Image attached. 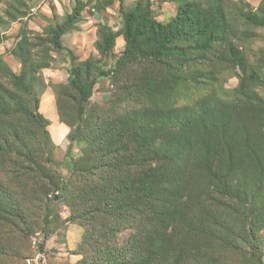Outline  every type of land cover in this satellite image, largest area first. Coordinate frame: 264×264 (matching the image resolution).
I'll list each match as a JSON object with an SVG mask.
<instances>
[{"label":"trees","instance_id":"trees-1","mask_svg":"<svg viewBox=\"0 0 264 264\" xmlns=\"http://www.w3.org/2000/svg\"><path fill=\"white\" fill-rule=\"evenodd\" d=\"M118 1L123 8L125 0ZM226 6L227 0H188L178 5L169 22L155 16L150 0L122 11L125 48L112 70L102 74L118 73L143 58L162 63L165 75L143 87L149 104L93 131L92 145L102 151L96 166L100 176L85 194L87 207L75 214L85 227L77 264H264L260 250L264 229L262 103L250 96L243 107L206 105L202 112L183 115L177 122L176 111L167 102L179 85L180 72L191 62L190 49L209 52L217 41L227 39L231 27ZM83 8L74 7L47 37L38 33L40 45L50 41L56 51L73 60L62 36ZM241 14L252 24L264 26V18ZM23 17L14 16L13 21ZM99 35L97 49L110 56L119 31L106 24ZM3 39L0 32V44ZM182 43L189 46L182 48ZM23 49L19 43L15 54L21 57ZM83 63L85 74L80 65L71 64L69 81L79 95L78 125L68 150L72 162L86 104L98 82L96 77L90 79L89 61ZM25 65L24 61L17 73L0 57V264H28L45 250L44 241L37 248L32 241L39 185L48 169L34 156V141L36 136H49L50 120L39 110L40 100L32 94L31 73ZM256 76L252 74L260 79ZM112 98L95 101L110 103ZM167 108L172 110L166 113ZM127 144L134 149L129 156L132 163L148 160L149 151L156 156V165L133 180L116 175L128 158ZM66 189L57 187L56 191L61 194ZM58 194L51 202L60 201ZM45 205L50 210L49 203Z\"/></svg>","mask_w":264,"mask_h":264},{"label":"rangeland","instance_id":"rangeland-1","mask_svg":"<svg viewBox=\"0 0 264 264\" xmlns=\"http://www.w3.org/2000/svg\"><path fill=\"white\" fill-rule=\"evenodd\" d=\"M141 1L147 0H125L121 8L118 0H0V32L4 35L0 57L17 73L26 62L24 68L31 73L32 94L40 100V112L50 120L49 136H36L34 141V156L48 169L44 170L39 185L40 205L35 211L32 241L34 248L44 241L45 250L36 253L28 264H77L81 260L85 227L75 214L87 207L85 194L96 186L93 181L100 176L96 166L102 151L92 145L93 131L99 132L102 124L149 104L143 87L147 81L161 80L165 75L162 63L143 58L131 61L118 73L102 74L112 70L115 59L125 48L122 11L135 8ZM150 1L155 16L169 22L175 17L178 5L188 0ZM76 6L84 7L83 12L62 36L63 45L74 54L72 60L67 53L62 55L56 51L50 41L40 45L37 35L47 37ZM242 12L264 18V0H227L226 13L231 27L227 39L217 41L209 52L190 49L191 62L180 72L179 85L167 101L176 111L177 122L183 115L192 117L202 112L206 105L227 103L243 107L250 96L264 107V83L260 80H264V26L252 24ZM22 15L23 18L13 21L14 16ZM106 24L120 33L113 53L107 57L97 49L100 27ZM19 43L24 48L21 57L15 54ZM87 60L91 65L90 79L96 77L98 82L86 104L83 128L78 133L79 145L71 153L72 162L68 150L71 133L76 132L78 125L79 95L69 83L71 64L80 65L85 74L83 62ZM252 74L260 79L252 78ZM170 85L174 87L173 82ZM111 95L110 103H102ZM172 109L167 108L166 113ZM177 122L172 124L178 125ZM127 147L130 151L124 153L128 158L124 168L117 171V177L133 180L156 165V156L150 151L148 160L132 163L129 156L134 149L131 144ZM57 187L67 189L60 194ZM55 194L61 197L57 204L51 202ZM47 202L50 210H46ZM262 235L260 250L264 254V229Z\"/></svg>","mask_w":264,"mask_h":264},{"label":"bare ground","instance_id":"bare-ground-1","mask_svg":"<svg viewBox=\"0 0 264 264\" xmlns=\"http://www.w3.org/2000/svg\"><path fill=\"white\" fill-rule=\"evenodd\" d=\"M36 242V241H35Z\"/></svg>","mask_w":264,"mask_h":264}]
</instances>
